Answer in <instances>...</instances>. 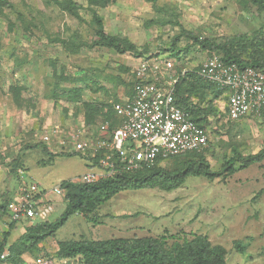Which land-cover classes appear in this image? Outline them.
Here are the masks:
<instances>
[{
  "label": "rangeland",
  "instance_id": "obj_1",
  "mask_svg": "<svg viewBox=\"0 0 264 264\" xmlns=\"http://www.w3.org/2000/svg\"><path fill=\"white\" fill-rule=\"evenodd\" d=\"M8 1L11 6L0 15V204L6 206L18 198L26 184L36 182L40 200L52 205L50 214L39 222L53 221L64 210L66 202L62 194L52 192L54 186L67 179L78 181L93 169L85 156L72 152L70 146L72 133L92 134L101 122L98 118L87 125L83 104L114 106L123 102L140 81L141 64L151 59L172 61L165 80L203 62L209 51L192 45L185 36L176 47L189 45L188 50L179 59L172 57L171 43L180 33L176 23L215 43L233 35L252 39L264 25V12L249 0H113L98 9L105 31L128 37L144 53L119 54L101 47L69 52L54 39L74 33L90 41L91 14L86 9L79 11V20L61 10L54 0ZM74 1L85 4V0ZM51 60L56 70L61 66L66 75L84 77L76 84L61 82V90L56 91L60 94L62 89L80 87L79 98H66L63 93L51 98ZM13 86L23 87L21 105L14 100ZM208 97L206 94L198 102L206 109ZM212 105L216 112L207 115L210 145L204 152L211 170L221 169L223 157L230 156L233 148L248 155L264 147V118L230 120L224 97L216 98ZM60 140L65 143L60 144ZM34 143L44 144L50 155L40 148L26 147ZM186 158L180 155L161 167L177 168ZM93 215L96 222L81 213L71 215L32 253H24L22 264H35L36 257L47 258L50 264H80L76 258L58 259L57 241L171 235L166 240L169 246L194 234L206 235L212 244L223 246L226 264H264V159L224 179L190 175L170 191L158 187L127 189L99 205ZM10 221L8 212L0 213V237ZM23 222L25 227L32 224L28 219L16 221L8 235L10 242L23 233ZM235 241L244 247L242 252L234 248Z\"/></svg>",
  "mask_w": 264,
  "mask_h": 264
},
{
  "label": "trees",
  "instance_id": "obj_2",
  "mask_svg": "<svg viewBox=\"0 0 264 264\" xmlns=\"http://www.w3.org/2000/svg\"><path fill=\"white\" fill-rule=\"evenodd\" d=\"M145 1L156 2V0ZM111 2L113 0H85V4L82 5L74 0H54V3L61 10L79 20L81 19L79 11L86 9L91 14L89 23L93 33V38L90 41L79 39L74 33H70L66 38H55L54 41L69 52L78 51L82 48L101 47L112 49L119 54L131 53L141 56L144 51H140L138 46L128 37L122 34H109L105 31L103 19L98 13V9L106 7ZM249 2L256 6L259 11L264 12V0H249ZM10 6L11 3L8 0H0V15L3 14L5 8ZM176 24L180 28V33L172 40L170 50L172 57L176 59H179L180 55L189 48V45L183 48L176 47L179 38L185 36L192 42V45H196L200 49H207L209 53H217L226 64H235L240 68L247 66L264 67V25L252 39H248L244 35H233L225 38L223 42L215 43L192 34L179 23ZM49 63L53 67L54 78L51 98L57 99L61 93L66 98H79L80 87L62 89L60 94L56 91L61 90L59 83L76 84L84 81V77L66 75L61 66L57 70L55 69L54 60ZM199 65L189 71L185 70L183 74L181 73L182 70L180 71L174 84V95L178 106L186 110L197 124L207 127L209 124L208 113L216 112L212 102L216 98L222 97L224 91L198 75ZM22 88L21 86L11 88L14 100L18 105H21L19 97ZM206 94L209 95L207 109L198 103L204 100ZM194 98H197V102L193 101ZM83 107L87 125H93L98 118L100 121H110V128L117 122L113 106L87 103L83 104ZM26 147L40 148L50 155L47 147L42 143L28 144ZM207 149L208 147L200 152L191 151L181 154L187 158L181 162L179 167L174 169H165L161 167V163L180 155L167 160L157 159L153 165H144L136 170L123 171L90 183L70 179L61 181L59 186L62 189V197L66 204L60 216L53 221L32 223L25 227L23 233L8 245L7 255L1 257L6 238L16 223V221L11 220L8 223V229L3 231L0 240V263L8 261L14 264H22L24 253H32L39 243L45 238L53 236L57 229L63 226L68 218L75 213H81L96 222L97 217L93 215L96 208L121 191L154 187L170 191L179 187L190 175L203 176L211 180L216 177L224 179L237 170L260 163L264 159V147L256 153L248 155H243L236 148H233L230 156L223 157L221 169L213 171L204 156ZM85 158L92 160L93 163L92 165L89 164L90 167L98 160L97 157ZM11 170H14L13 167ZM6 206L0 204V213L6 211ZM171 237V235H162L158 238L143 236L111 237L97 240L78 238L57 241L56 257L64 260L76 258L80 264H226L224 247L212 244L206 235L194 234L190 239L173 241L167 246L166 240ZM234 248L238 252H242L244 249L239 241L234 242Z\"/></svg>",
  "mask_w": 264,
  "mask_h": 264
},
{
  "label": "built area",
  "instance_id": "obj_3",
  "mask_svg": "<svg viewBox=\"0 0 264 264\" xmlns=\"http://www.w3.org/2000/svg\"><path fill=\"white\" fill-rule=\"evenodd\" d=\"M172 61L151 59L138 70L140 81L131 96L113 106L116 124L103 120L92 134L74 132L70 136L72 152L97 157L79 182L90 183L123 171L153 165L157 159L167 160L186 152H200L208 147L209 131L197 124L175 101L174 84L178 77L165 80ZM185 70H182V74ZM198 75L224 92L225 109L230 120L245 116L264 118V67H243L224 63L217 53H210L198 68ZM151 76L149 79L148 77ZM64 144L63 140L59 141ZM92 165V160H88ZM76 181V180H75ZM52 192L61 195L59 184ZM36 182L26 184L18 198L7 203L11 220L28 219L31 223L45 220L52 205L40 200ZM7 255L2 253L1 257ZM35 264H50L36 257Z\"/></svg>",
  "mask_w": 264,
  "mask_h": 264
},
{
  "label": "crops",
  "instance_id": "obj_4",
  "mask_svg": "<svg viewBox=\"0 0 264 264\" xmlns=\"http://www.w3.org/2000/svg\"><path fill=\"white\" fill-rule=\"evenodd\" d=\"M247 117H252V116H247ZM49 153H50V150H49ZM3 171L0 169V174L2 173ZM18 191H16L15 192V195H17L18 193H17ZM14 195V196H15ZM7 213V211H5L4 213H2V214H6ZM7 221H4V225H5V223H6ZM23 225H24V229H25V226H26V223L25 222H23ZM14 226H15V224H14ZM2 239V236L0 237V240ZM15 241V240H14ZM13 241H11L10 242V240H9V238L7 237L6 238V244H5V246H4V251H3V253H8V251H7V247H8V245L10 244V243H12ZM22 258H23V256H22ZM5 263H7V262H2V263H0V264H5Z\"/></svg>",
  "mask_w": 264,
  "mask_h": 264
}]
</instances>
